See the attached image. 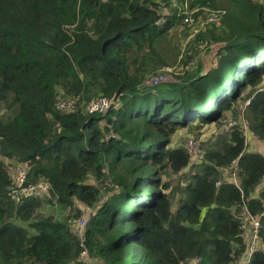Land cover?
I'll use <instances>...</instances> for the list:
<instances>
[{"label": "trees", "instance_id": "1", "mask_svg": "<svg viewBox=\"0 0 264 264\" xmlns=\"http://www.w3.org/2000/svg\"><path fill=\"white\" fill-rule=\"evenodd\" d=\"M177 1L0 0V264H234L244 254L243 216L264 211V155L246 151L239 125L195 165L175 137L220 123L243 97L264 143V0ZM216 12L219 24L204 18ZM187 16L205 19L195 40L213 47L214 64L204 70L187 51L175 81L147 84ZM100 97L108 111L88 113ZM13 159L29 181L51 184L47 201L73 216L78 203L94 209L88 258L68 217L40 211L46 197L11 195ZM236 160L239 185L220 171ZM168 172L186 183L170 188ZM249 264H264L263 248Z\"/></svg>", "mask_w": 264, "mask_h": 264}, {"label": "rangeland", "instance_id": "2", "mask_svg": "<svg viewBox=\"0 0 264 264\" xmlns=\"http://www.w3.org/2000/svg\"><path fill=\"white\" fill-rule=\"evenodd\" d=\"M178 3L180 2H178L177 0H172L173 6H175L176 4L178 5ZM182 5H184L186 9V6H188L187 0H183L182 3L179 5V7L181 8ZM163 6H164L163 9L167 10L168 6H166L165 4H163ZM184 13H187V11L181 10L179 12V15H182ZM205 17L211 18L212 14H205L204 18ZM204 18H202L201 21L198 20L187 21L186 19L184 21L183 20L180 22L178 21L179 23L176 25V27L170 30L169 37L166 39V41L163 44L160 45L161 52L163 56L166 57L168 63V65L164 67L165 69L160 74H158L160 75L158 77H161L162 79L161 82L176 80V76L180 74L179 73L181 67L179 63L180 57L181 55H184L183 53H186L187 51H189L188 53H190V55L194 56L195 60H200L203 62L204 70H208L210 66L214 64L215 59L213 52H215V50L213 49V47L208 46L207 44H204L202 42H196L195 40L197 33L203 28V25H205L206 23ZM215 19L218 20L217 18ZM242 98L235 104L233 110H228L224 113L225 118L220 123H213L206 126L203 129L202 133L201 132L197 133L196 131L189 128H185V129L183 128L179 130L175 137V145L177 146L180 145L185 147L190 155L191 153L190 150L188 149V145L190 141H194V143L197 145L199 143V149L201 153L204 155H206L208 149H217V144L219 143L218 141L221 139V136L227 137L230 133V131L228 130L229 129L228 122L230 120L240 121V125L241 126L244 125L243 120L245 119L244 118L245 115L242 113L247 106L248 100L245 102V100L243 101ZM238 110H240V112L239 114H236V111ZM247 124L249 126L248 121ZM246 151L256 152L264 155V143L254 134L253 137H251L250 140L246 142ZM205 159L206 156L202 158L199 157L198 163L203 162ZM6 164L9 167L13 179L17 175V170L19 167L25 168L28 172V167L24 163L16 159L6 160ZM231 167L225 170L219 169L222 172L223 177L229 178V180H230ZM164 179L171 183L170 188L172 189L177 188L179 185H184L186 183V177L182 173L176 174L173 172H168V174L164 176ZM237 183L239 184L238 180ZM177 195H178L177 198L179 199L181 195L180 194ZM49 196L50 195L48 194V196L47 195L45 196L46 198H44V200L42 199L43 204L41 205L40 211L45 215H55L59 219H64L67 217L71 219V217L72 218L81 217L83 215L84 218L87 220V216L89 215V213L94 211L92 207L78 203V209L80 210V212L82 211V214L81 216H73L76 215L77 209H74V207L64 209L56 205L55 203L47 201V198ZM247 229H248V224H247ZM260 248L264 249V244H260Z\"/></svg>", "mask_w": 264, "mask_h": 264}, {"label": "built area", "instance_id": "3", "mask_svg": "<svg viewBox=\"0 0 264 264\" xmlns=\"http://www.w3.org/2000/svg\"><path fill=\"white\" fill-rule=\"evenodd\" d=\"M186 14V13H185ZM189 14V12H187ZM221 14L216 12L212 14L210 20L215 24H219L221 20ZM187 16L184 18L191 20ZM217 18L218 20H216ZM204 26V25H203ZM163 68L161 72L164 70ZM160 75L152 76L149 78L146 83L149 85H155L162 81ZM151 80V81H150ZM79 98L76 99H60L56 103V107L58 110L61 111H69L75 108L76 102H78ZM249 104V100L247 101ZM111 106V101L105 97H100L92 100L89 105L87 106L88 113H105ZM239 124L240 128L243 131V136L245 138V144L247 141L250 140L251 137L255 134L247 124V120H243V126L240 125V121L230 120L228 122V128L232 129ZM256 135V134H255ZM257 136V135H256ZM258 137V136H257ZM188 149L191 153V165L198 164L199 157H204L205 155L201 153L198 145L194 143V141H190L188 145ZM195 156V157H194ZM199 156V157H197ZM238 171H239V164L238 160L234 161L231 167L230 172V179L237 185L238 179ZM239 185V184H238ZM51 188V184L46 180H39L36 182L28 180V172L25 168H18L17 175L13 179V185L11 187V195L16 199H24V198H40L43 199L46 195L49 194ZM81 216V215H80ZM264 211L260 213V215H252L250 213H245L243 216V230L244 235L247 241V248L242 256L238 260L235 261L234 264H249L254 253L260 249V244H264ZM71 224L73 225V231L78 236L79 240L81 241L83 250L81 253V257L86 259L89 257L88 250L84 246V230L87 224V220L82 215L81 217H74L70 219ZM248 224V229H247ZM246 232V233H245ZM247 234V235H246Z\"/></svg>", "mask_w": 264, "mask_h": 264}, {"label": "bare ground", "instance_id": "4", "mask_svg": "<svg viewBox=\"0 0 264 264\" xmlns=\"http://www.w3.org/2000/svg\"><path fill=\"white\" fill-rule=\"evenodd\" d=\"M168 25V24H167Z\"/></svg>", "mask_w": 264, "mask_h": 264}]
</instances>
